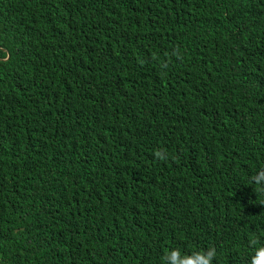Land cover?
<instances>
[{
    "label": "trees",
    "instance_id": "obj_1",
    "mask_svg": "<svg viewBox=\"0 0 264 264\" xmlns=\"http://www.w3.org/2000/svg\"><path fill=\"white\" fill-rule=\"evenodd\" d=\"M4 67L0 264L264 244V0H0Z\"/></svg>",
    "mask_w": 264,
    "mask_h": 264
},
{
    "label": "clouds",
    "instance_id": "obj_2",
    "mask_svg": "<svg viewBox=\"0 0 264 264\" xmlns=\"http://www.w3.org/2000/svg\"><path fill=\"white\" fill-rule=\"evenodd\" d=\"M25 77V72L20 67H4L0 71V105L9 99L24 94V91L17 93V90L24 82ZM31 97L36 99L38 95L32 92ZM155 157L158 160L168 159L167 154L163 151H156ZM250 179L252 185L256 186L254 190L257 193L264 191V169L257 171ZM250 245L255 248V252L251 256L249 264H264V244H260L259 237H251ZM216 257L217 249L215 246L193 251L191 254H182L179 249H172L164 255L162 264H214Z\"/></svg>",
    "mask_w": 264,
    "mask_h": 264
}]
</instances>
